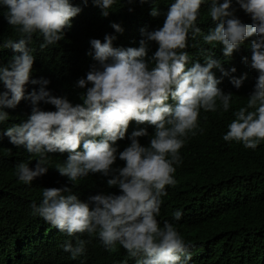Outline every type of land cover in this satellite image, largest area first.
Returning <instances> with one entry per match:
<instances>
[{
  "label": "clouds",
  "instance_id": "9594fccd",
  "mask_svg": "<svg viewBox=\"0 0 264 264\" xmlns=\"http://www.w3.org/2000/svg\"><path fill=\"white\" fill-rule=\"evenodd\" d=\"M93 3L107 17L117 0ZM233 4L248 16L237 17ZM0 9L16 34L0 42L2 55L5 48L13 53L8 61L0 55V139L14 162L27 160L15 165L20 182L52 179L38 181L41 198L30 208L60 236L53 264H108L120 248L134 264H190V245L175 224L157 220L161 198L165 186L176 183L179 150L200 130L201 110H229L233 94L218 85L239 88L246 78L234 75L239 46L248 45L242 61L257 77L222 139L246 149L264 141V0H170L162 26L141 28L135 40L112 22L103 42L91 39L84 52L74 41L63 42L62 51L77 50L73 59H62L60 44L81 11L72 0H0ZM159 14L152 7L150 15ZM65 84L84 89L82 100L62 95ZM132 121L154 128L147 145L138 139L148 135L146 128L129 133ZM116 143L130 144L118 151ZM117 159L123 166L113 167ZM95 173L118 194L81 201L59 182ZM7 181L0 174V186H10ZM181 216L179 209L172 213L174 221Z\"/></svg>",
  "mask_w": 264,
  "mask_h": 264
},
{
  "label": "trees",
  "instance_id": "16d2710c",
  "mask_svg": "<svg viewBox=\"0 0 264 264\" xmlns=\"http://www.w3.org/2000/svg\"><path fill=\"white\" fill-rule=\"evenodd\" d=\"M72 2L79 5L81 11L72 18L71 26L65 28L64 37L60 40L61 51L63 42L74 41L84 52L91 39L103 42L104 35L110 34L112 22L121 23L123 36L131 40L141 35V28L154 30L158 25L162 26L170 0H117L107 17L101 16V10L93 0H88L87 5L81 0ZM204 5H201L200 13ZM154 6L160 13L157 16L150 15ZM233 7L237 17L248 16L238 5L233 4ZM2 12L3 9H0V42L4 38H16ZM203 13V17L207 16V9ZM39 42L34 37L31 45L34 50ZM150 46L152 49L157 47L155 42ZM5 49L6 55H0L8 61L13 53L11 49ZM190 51L200 53V49L194 46L190 47ZM247 55L248 45L239 46L237 55L232 58L237 63V67L232 66L236 68L234 75L246 76L242 85L239 88L230 82L218 85L225 93L233 94L229 110H201L198 117L200 130L194 136L189 134L179 150L181 163L174 173L176 183L166 185L167 194L161 198L157 220L161 225L164 221L175 224L190 245V264H264V141L256 149H246L240 143L222 139L228 130L227 125L234 119V111L246 104V92L252 90L256 82V71L242 61V57ZM61 56L62 59H73L77 50L68 48L61 52ZM63 88L61 94L70 101L82 100L84 89L69 84L63 85ZM131 125L130 134L141 127L147 129L148 135L138 138L142 145H147L154 128L135 121ZM128 144L116 143L118 151ZM14 160L10 146L0 139V174L10 180L7 181L10 186H0V264H53L56 253L60 254L62 250L60 236L41 224L31 214L30 208L33 201L41 198L38 181L52 179L41 176L30 185H25L17 179L15 165L27 160ZM123 163L117 159L113 167L123 166ZM106 180L107 177L95 173L75 183L63 176L59 182L69 185L72 193L85 201L97 193L118 194L119 190L109 188ZM177 209L181 210L182 216L179 221H174L172 213ZM120 251V254L111 257L108 264H134L133 258L128 257L123 249L120 248Z\"/></svg>",
  "mask_w": 264,
  "mask_h": 264
}]
</instances>
